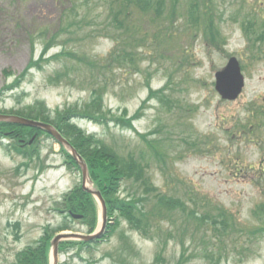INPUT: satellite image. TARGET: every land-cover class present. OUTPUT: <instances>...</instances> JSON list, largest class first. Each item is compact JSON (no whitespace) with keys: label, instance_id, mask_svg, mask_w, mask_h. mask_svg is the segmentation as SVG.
I'll return each mask as SVG.
<instances>
[{"label":"rangeland","instance_id":"rangeland-1","mask_svg":"<svg viewBox=\"0 0 264 264\" xmlns=\"http://www.w3.org/2000/svg\"><path fill=\"white\" fill-rule=\"evenodd\" d=\"M186 1L179 0L174 30L167 1L164 15L155 22L137 16L139 9L132 8L135 19L129 32L111 25L114 9H109L108 0H0V112L35 111L40 107L36 106L38 99L48 104L55 123L72 110L83 111L90 99L89 92L81 89L80 79L99 73L102 67L94 59L107 55L117 36L132 33L137 43L128 49L137 53V65L129 55L123 70L113 74V87L109 84L104 98V118L110 122H76L121 155H137L148 167L155 186L152 194L147 196L143 186L126 181L118 192L120 198L145 199L143 208L148 213L162 196L185 197L194 188L214 200L200 204L201 211L225 207L233 213L231 234L207 232L204 221L192 223L176 209L168 212H174L173 218L154 223L157 230L147 238L120 214L111 218L108 208L97 202L94 228L84 222L81 212L84 219H70L73 229L61 230L66 221L56 210L57 201L64 192L82 185V175L69 167L61 145L39 132L35 158L0 150V264H12L20 250L58 233L65 236L58 255L60 264H209L205 247L223 254L219 264H264V211L255 214L264 206V176L260 174L264 168V51L263 46L262 50H248L240 25L243 20L253 23L259 35L264 0H207L227 38L221 47L204 30L196 37L189 34L182 15ZM69 7L74 11H66L63 26L68 29H64L63 10ZM199 17L200 25L205 24L207 18ZM46 43L52 44L48 51L43 49ZM62 49L68 56L51 58ZM41 51L45 55L40 57ZM231 56L244 62L246 87L238 99L227 101L215 90V72ZM33 62L37 65L30 67ZM169 75H173V83L166 92L161 87L170 80ZM151 88L154 97L147 99ZM160 93L171 99L168 109L156 99ZM137 111L140 118L133 122L137 131L128 121L125 128L112 121ZM153 139L168 155L167 164L153 157ZM86 186L94 188L90 181ZM213 213L210 215L215 217ZM111 223L110 236L90 245L81 244L86 242L70 233L86 237Z\"/></svg>","mask_w":264,"mask_h":264},{"label":"trees","instance_id":"trees-1","mask_svg":"<svg viewBox=\"0 0 264 264\" xmlns=\"http://www.w3.org/2000/svg\"><path fill=\"white\" fill-rule=\"evenodd\" d=\"M110 7L109 9H114L111 17V25L117 27L119 30H131L133 26L134 17H131L132 8H138L140 11L136 12L139 17H149L150 11L156 12L154 8L153 0H108ZM113 5V8H112ZM165 6V3L160 2L161 10ZM159 8V10H160ZM71 10L72 7L65 8L63 11L62 27L68 29L65 23L67 18L66 11ZM110 12V11H109ZM176 12V6H174L173 13ZM112 13V12H110ZM131 17V18H130ZM128 19H130L128 23ZM73 22L68 25H72ZM128 24V26L126 25ZM173 25V21L171 22ZM261 30V29H259ZM251 32V31H250ZM217 33H214V39H217ZM134 35L132 33L122 34L117 36L116 45L114 48L105 56L97 57L94 59L96 65H100L102 70L97 74H92L90 76H85L80 79L83 89L88 90L90 93V102L87 103L83 108V111L72 110L67 114L60 116V121L58 123L53 122L54 118L50 114V110L46 107L43 101H37L36 106L40 105L35 111H26L25 115L29 117H35L47 122H52L64 133V135L71 140V142L77 147L80 153L86 159L91 177L94 180L95 185L101 190L104 199L106 200L108 206V213L111 218L120 214L128 221L132 229L137 230L144 236L150 237V234L157 227L155 224H159L161 220L172 217L173 213L169 211H175L179 209L184 215V218L188 219L192 223L203 222L206 227L207 232L210 230L215 234H220L225 232L231 234L234 228L233 221L235 217L233 213L228 211L225 207H217L215 210L211 209L209 212H201L199 209V203H212L214 200L207 194L199 192L197 189L190 188L185 197L179 196L178 198H167L162 196L159 202L151 210L152 212L146 213L143 208V203L145 199H136L131 197V199H122L118 195L119 190H121L123 184L126 181H132L138 183L140 186L145 188L144 193L149 196L155 190V186L150 178L148 167L137 157V155L131 153L128 155H121L119 150L113 145L107 143L104 139L100 138L96 134H87L85 130L79 127L77 124L73 123L74 117L81 116L87 117L98 123H105L107 118H104L105 106H104V95L108 92V88L113 87L115 76L113 75L117 71H121L124 68V64L128 62V56L134 65H137V53L133 50H129L128 46H136L134 40H132ZM126 39V41H125ZM137 39V38H136ZM143 39V38H142ZM157 41H162L161 38H156ZM139 42L140 39H137ZM48 43V42H47ZM45 44L46 50H48L52 44ZM159 50L160 45L156 46ZM129 51V53H128ZM133 51V52H132ZM63 50L51 58L60 59L66 57ZM189 60L188 56H185ZM37 65V63H32L30 67ZM180 66V65H179ZM74 74L76 70L70 68ZM58 77L61 74L58 72ZM179 77V76H177ZM181 78V77H180ZM168 82L162 87L163 91L169 90L172 87L173 75L168 76ZM86 85V87H85ZM110 88V89H111ZM161 90V91H162ZM167 93H160L156 96V99L160 102L163 107H169L172 104L171 99L166 96ZM154 97L152 95V90H150L149 98ZM22 114V112H20ZM140 115L136 113L131 118L116 117L114 121L117 124L123 125L126 121L129 122L130 127H133L132 121L138 118ZM125 127V126H124ZM37 129L30 127L20 126L16 124L0 123V135L5 137H16L23 135L24 137L30 136ZM0 146L4 147L7 151L16 153L18 156L21 154L33 155L37 146H21L12 144L6 145L0 142ZM154 151L152 152L153 157L166 162L168 155L161 152L160 146L154 139L151 144ZM68 163L73 166H77L72 157L67 153ZM78 168V166H77ZM260 174L264 176V168L261 169ZM58 207L65 212L70 210L76 212H83L85 214L84 222L90 225L92 228L96 226L97 222V209L96 201L94 197L82 190L80 187H75L63 196V200L58 203ZM218 212H215V211ZM215 217L210 215L213 212ZM118 213V214H117ZM67 219V218H66ZM65 226L63 229L72 228L70 222L65 220ZM155 223V224H154ZM114 224H109L107 235H109L113 229ZM263 228V226H262ZM259 228V232L262 231ZM257 232V231H253ZM79 243V242H78ZM86 244V243H81ZM49 250H50V237L46 239H41L37 243L27 246L25 249L17 253L16 259L12 264H49ZM205 258L210 264L211 260H215L212 264H219L223 259V254L217 255L215 252L210 251L207 247L204 249Z\"/></svg>","mask_w":264,"mask_h":264},{"label":"water","instance_id":"water-1","mask_svg":"<svg viewBox=\"0 0 264 264\" xmlns=\"http://www.w3.org/2000/svg\"><path fill=\"white\" fill-rule=\"evenodd\" d=\"M216 78H217L216 89L220 92L222 97L226 98V99L237 98L238 95L241 93L243 87H244V76L241 73V67H240L239 61L237 60L236 57H232L229 60L228 65L224 69H222L216 73ZM0 121L38 127V128H42V129H45L48 132H50L59 142L63 143L64 145H66L69 148L72 155L81 164L82 169H83V173H84V180H87L89 174H88V168H87L86 163L83 161L82 157L78 154L77 150L71 146V144L60 134V132L54 126L47 124V123L35 121L32 119H27L24 117L16 116V115L0 114ZM87 190L89 192L97 195L100 198L102 205L105 209V202L102 199L101 193L99 191H94V190L88 189V188H87ZM102 233L103 232L96 234V235L83 237V238L86 240L95 239L97 237H100L102 235ZM62 237H63L62 235H59L53 241L55 255H57L58 244H59V241Z\"/></svg>","mask_w":264,"mask_h":264}]
</instances>
